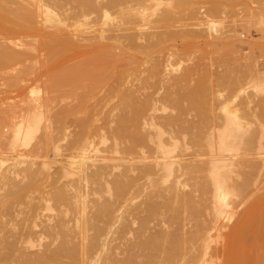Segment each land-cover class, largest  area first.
<instances>
[{
  "label": "bare ground",
  "instance_id": "1",
  "mask_svg": "<svg viewBox=\"0 0 264 264\" xmlns=\"http://www.w3.org/2000/svg\"><path fill=\"white\" fill-rule=\"evenodd\" d=\"M196 1L0 0V66L37 83L0 109V264H264V100L161 58L164 38L193 35ZM75 84L77 138L60 135Z\"/></svg>",
  "mask_w": 264,
  "mask_h": 264
},
{
  "label": "rangeland",
  "instance_id": "2",
  "mask_svg": "<svg viewBox=\"0 0 264 264\" xmlns=\"http://www.w3.org/2000/svg\"><path fill=\"white\" fill-rule=\"evenodd\" d=\"M211 1H213V0H206V1L204 0V2H202V0L196 1V4H197L196 6H197L198 11H199V20H187L185 18L182 21L183 23H185V22L188 23V25L185 26L186 28L194 29L195 32L193 31V35L191 36V38L186 39V38H182L181 36L177 35L176 37L173 38L174 40H172V38L169 37L170 40L168 39V42H167L168 36H167V34L165 35V32H164L165 28L164 27L161 28L162 32H164L162 34L163 38H164V36L165 37L167 36L163 40V42H165V40H166L167 44L165 42V45H166L165 46L166 49H165L163 47L164 46V43H163L162 47L165 49V51L163 50V48H161L163 51V52H161V58L165 59L166 58L165 56L168 53H173L175 55L173 57V63H174V66L172 69L173 74L180 73L187 66L195 65L197 63H203V64H205L204 66L207 68L209 73L212 74L215 78H216V76L219 75L220 72L224 75V78H226L228 80H235V79L239 78V79H241V83L244 84V88H246L247 92H249V93L251 92V94H253L255 96V98L257 97L256 100H259V99L264 100L263 99L264 91L261 92L257 88L254 87V84L256 82L264 84V0H221L220 3H218L219 1L216 0V2H217L216 5L218 7L217 10L221 8L218 11L214 10V4L213 3L215 1L214 2H211ZM213 16L217 19L219 18L221 20H224V24L222 26L218 27L216 30L211 31V30H209L208 25L206 24V21H207V18L209 19V17L212 18ZM200 22H205V23L199 24ZM177 24L178 25L174 26L175 28L173 27L175 30H181L182 28H184L182 25H180V23H177ZM189 24H191V25H189ZM199 26L201 28H199ZM202 33H204V35ZM207 34H208V36H207ZM220 37H222V38H220ZM219 39H221V42L223 44H221L219 49H216L211 44V42L219 40ZM2 47L3 46H1V44H0V48H2ZM37 49H38V51L36 52V55L40 52H41L40 54L42 55V57L40 55H38L39 57H37V58L40 60H43V57H44V55L42 54L43 51L40 50L42 48L39 47ZM163 53H164V55H163ZM70 56H72V53ZM70 56L66 55V54L62 55L61 56L62 58H59L60 62L58 64L63 65L62 67L66 68V69L68 67H70L71 65H74L73 63L76 62V58L74 57L75 58L74 59ZM73 56H75V54H73ZM162 56H164V57H162ZM69 57L71 59H69ZM38 59H34L38 65L36 63H34V60L31 61L32 64L30 62H27V65H30L31 66L30 68L32 70H35L36 74H39V72H40V74L46 73V70H44V67H42V64H40L39 61H38L39 63L37 62ZM61 59H63V61H61ZM72 61H73V63H72ZM8 63L9 64H7L6 65L7 67H5V68L0 66V68L2 67V70L0 69V74L5 76L4 77V76L0 75V78H1L0 79V96H2V97H0L1 98L0 99V103H1L0 109H2V110L5 107L9 110H10V108L15 109V106H18V104L20 103V101H18V100H20L21 97L24 96V95H22L23 93H21L19 95V92H23L25 90L26 93H28V91H29L28 89H30V87L32 85L37 84L36 81L34 80L35 77L34 78L32 77V79L30 78L31 80L29 79L25 82H21V87H20V85H18L15 81L16 70H17L16 68L19 65L13 61L8 62ZM33 64L35 65L36 68L34 67ZM66 64H68V67ZM2 65H4V64H2ZM16 65H18V66H16ZM43 71H45V72H43ZM35 73L33 75H35ZM9 76H11L12 79ZM13 77H15V78L13 79ZM194 78H197V76ZM9 79H11V80L9 81ZM5 80H8V83H9L8 85L3 84V82ZM242 80H243V82H242ZM248 82H250V83L247 84ZM14 84H15V87L13 86ZM223 86H224V83L215 84V88H222ZM22 87L25 89H23ZM27 87H28V89H27ZM74 88H78V85L75 84L73 87L72 103L75 105L74 113L72 114L73 116L72 115L70 116L71 118H68L69 115H67V113L63 112V116L64 115L66 117L68 116L67 117L68 119L66 120L65 116H64L65 117L64 120L66 122L63 119H61L60 126H61V124H63V123L64 124H63V126H61L60 135L63 136L65 134V132L70 130L71 133H74L73 135L72 134L71 135L74 136V138H77L75 131L77 130L76 133H78V131H79V127H78L79 126V117H76V114H78V112H77V108H76L77 97L75 95L78 92V90H76ZM75 90H76V93H75ZM58 98L59 99L57 100V102H59V103H56V104H58V106H57L58 110H60V111L64 110L65 111L68 104H69L68 103L69 100L66 97L65 92L59 93ZM74 100H75V103H74ZM59 107H61V108H59ZM4 116L0 115V117H1L0 118V124L1 125L3 124L2 126H4L5 123H7L11 120L10 116H5V117ZM64 117H62V118H64ZM6 118H7V121H6ZM8 132H10V131H8ZM72 139H73V137H72ZM75 140L76 139H74V141ZM63 145L65 148L64 152H66V154H64V155L66 156L69 153L68 143L65 142ZM39 160H41V159H39ZM59 164L61 165V162L58 163L57 165L55 164V167H54V172L56 171L55 175L57 178H59L57 175L58 171H60V170H58V169H60ZM56 167H58V168H56ZM60 173H61V171H60ZM60 173H59V176H61ZM61 179H63V183H61V185L63 184L64 188H67V185H69V183H70L69 179L67 177L65 179H64V177ZM67 179H68V182L67 183L64 182L65 180L67 181ZM208 218H212V217H208ZM225 220H227V219L224 218V220H223V218H221L219 224L221 225L220 227H224L223 231H228V229H226V228L227 227L229 228L232 226V224H233L232 220L233 219H231V220L229 219L232 222H229V220L227 222H225ZM223 223H226V225H227L226 228H225V226H223V225H225ZM137 225H138V223L133 225L134 228H136ZM190 226L191 227L195 226V222L191 221ZM220 238H218L217 240H220ZM221 240L223 241L222 243L225 242L224 239L221 238ZM124 241L127 242V240H124ZM220 242H219V245L221 244ZM216 244L217 243H214V247L216 246V248H218L219 245H216ZM123 245H125V243H123ZM221 246H222V244H221ZM221 246H219L220 247L219 249H222L223 255L219 251L220 261H222L224 255L226 256L228 254L229 249H230V247H228L229 243L224 244V248L223 247L221 248ZM124 256L125 255H123V257ZM137 264H139V263L137 262Z\"/></svg>",
  "mask_w": 264,
  "mask_h": 264
}]
</instances>
